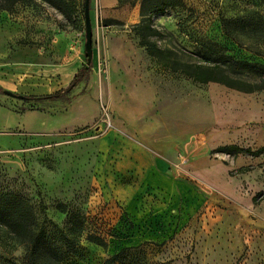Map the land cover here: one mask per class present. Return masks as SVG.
<instances>
[{"label": "rangeland", "instance_id": "obj_1", "mask_svg": "<svg viewBox=\"0 0 264 264\" xmlns=\"http://www.w3.org/2000/svg\"><path fill=\"white\" fill-rule=\"evenodd\" d=\"M142 2L91 0L92 70L95 49L102 50L99 117L55 134L0 130V201L16 199L38 228L69 235L76 245L66 264H105L113 256L114 264H264V152L218 151L264 148V90L160 72L131 30L143 18ZM85 5L0 0V105L22 113L72 101L73 92L25 98L29 76L6 70H49L77 55L89 65ZM153 21L164 34L159 45L185 59L202 61L197 52L217 44L264 63V0H181ZM104 30L120 34L133 70H110ZM87 80L85 92L95 83ZM26 255L27 245L0 221V264H26Z\"/></svg>", "mask_w": 264, "mask_h": 264}, {"label": "trees", "instance_id": "obj_2", "mask_svg": "<svg viewBox=\"0 0 264 264\" xmlns=\"http://www.w3.org/2000/svg\"><path fill=\"white\" fill-rule=\"evenodd\" d=\"M61 7L65 0H46ZM181 0H143L142 20L132 26V32L139 40L157 69L174 77H183L196 84L221 83L230 88L247 93L264 90V63H255L237 59L228 54L224 48L213 44L201 54L202 61L188 60L179 51L171 47H162L156 38L163 37L161 30L155 26L153 16L164 11L166 6H177ZM153 8L154 14L148 10ZM93 64H84L72 82L54 93L41 96H24L25 98H41L44 100H60L72 92L82 81L88 79ZM0 90H2L0 88ZM219 152L238 155L250 153L259 155L264 148L253 150L239 145H225L218 148ZM2 197L0 201V221H2L15 235L27 245L26 264H66V255L76 245L69 235L55 236L45 229L38 228V220L30 208H25L18 200ZM101 241L100 238H96ZM117 256L106 260L105 264H114Z\"/></svg>", "mask_w": 264, "mask_h": 264}, {"label": "crops", "instance_id": "obj_3", "mask_svg": "<svg viewBox=\"0 0 264 264\" xmlns=\"http://www.w3.org/2000/svg\"><path fill=\"white\" fill-rule=\"evenodd\" d=\"M104 31V54L110 70H133L126 63L127 57L124 51V43L119 38L121 37L120 34L114 30ZM101 60L102 50L95 49V66L90 73V78L95 80L93 88L85 92L84 90L89 88V81L87 79L82 81L72 91L75 94L72 101L63 108L42 111L27 110L20 113L0 105V130L23 129L40 134H55L73 131L96 122L99 117V110L96 105L95 90L99 77L101 78L99 70L101 68ZM84 62L83 58L77 55L70 62L56 68L52 67L49 70L34 69L32 65H29L27 68L13 67L6 71L16 76H29L30 85L25 89L32 96H41L66 88ZM42 74H48L50 77L39 76ZM55 77H57V81H55ZM31 83H35L36 86L33 87ZM20 87H23V84H20ZM137 87L134 86L132 89H137ZM10 88L12 89V86Z\"/></svg>", "mask_w": 264, "mask_h": 264}, {"label": "water", "instance_id": "obj_4", "mask_svg": "<svg viewBox=\"0 0 264 264\" xmlns=\"http://www.w3.org/2000/svg\"><path fill=\"white\" fill-rule=\"evenodd\" d=\"M85 19H86V52L88 64L93 63L94 58V47H93V22L91 17V0H86L85 5ZM9 95H14L12 92L8 91Z\"/></svg>", "mask_w": 264, "mask_h": 264}]
</instances>
